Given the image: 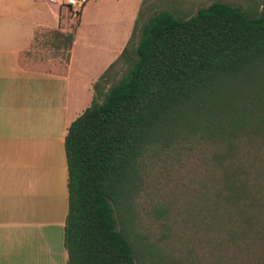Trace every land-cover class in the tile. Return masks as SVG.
Returning <instances> with one entry per match:
<instances>
[{"label": "trees", "instance_id": "trees-1", "mask_svg": "<svg viewBox=\"0 0 264 264\" xmlns=\"http://www.w3.org/2000/svg\"><path fill=\"white\" fill-rule=\"evenodd\" d=\"M244 4L139 10L64 138L67 264H136L131 214L145 168L192 139L221 148L226 197L216 194L211 224L234 222V211L228 238L245 251L264 243V168L257 193L246 182L264 147V6Z\"/></svg>", "mask_w": 264, "mask_h": 264}, {"label": "crops", "instance_id": "crops-1", "mask_svg": "<svg viewBox=\"0 0 264 264\" xmlns=\"http://www.w3.org/2000/svg\"><path fill=\"white\" fill-rule=\"evenodd\" d=\"M201 1L89 0L76 19L61 0H0V264H67L69 125L141 8L190 13Z\"/></svg>", "mask_w": 264, "mask_h": 264}, {"label": "rangeland", "instance_id": "rangeland-1", "mask_svg": "<svg viewBox=\"0 0 264 264\" xmlns=\"http://www.w3.org/2000/svg\"><path fill=\"white\" fill-rule=\"evenodd\" d=\"M213 1L202 0L200 6L206 7ZM216 1L242 6L247 3V0ZM254 5L264 6V0H254ZM78 14L72 13L76 19ZM217 146L192 139L148 163L131 214L136 264H264L263 242L259 245L258 240L245 251L238 238L235 241L228 238L229 233H237L229 225L237 223L234 211L231 214L234 222L222 218L217 227L211 224L209 211L216 194L222 199L226 197L222 168L216 162V154L221 152ZM257 155L259 161L246 179L256 193L255 179L260 177L257 178L255 169L264 168V147Z\"/></svg>", "mask_w": 264, "mask_h": 264}, {"label": "built area", "instance_id": "built-area-1", "mask_svg": "<svg viewBox=\"0 0 264 264\" xmlns=\"http://www.w3.org/2000/svg\"><path fill=\"white\" fill-rule=\"evenodd\" d=\"M89 0H61L62 4L67 5L70 8H73L75 13L79 12L80 9L87 4Z\"/></svg>", "mask_w": 264, "mask_h": 264}]
</instances>
